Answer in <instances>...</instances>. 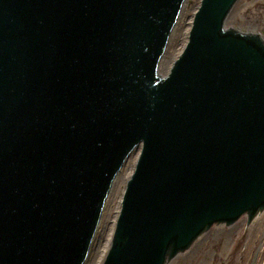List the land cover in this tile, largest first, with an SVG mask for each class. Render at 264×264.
Masks as SVG:
<instances>
[{"label":"water","instance_id":"obj_1","mask_svg":"<svg viewBox=\"0 0 264 264\" xmlns=\"http://www.w3.org/2000/svg\"><path fill=\"white\" fill-rule=\"evenodd\" d=\"M0 0V264H84L139 150L103 264H167L264 210V38L201 0Z\"/></svg>","mask_w":264,"mask_h":264},{"label":"rangeland","instance_id":"obj_2","mask_svg":"<svg viewBox=\"0 0 264 264\" xmlns=\"http://www.w3.org/2000/svg\"><path fill=\"white\" fill-rule=\"evenodd\" d=\"M201 0H185L179 19L159 64L165 76L185 46L191 22ZM227 30L258 33L264 38V0H237L226 21ZM137 156L126 162L114 181L100 224L84 264H103L110 241V229L118 215L121 198ZM114 230V227H113ZM112 235V234H111ZM167 264H264V210L252 222L247 216L232 225L217 224L202 233L185 252Z\"/></svg>","mask_w":264,"mask_h":264},{"label":"bare ground","instance_id":"obj_3","mask_svg":"<svg viewBox=\"0 0 264 264\" xmlns=\"http://www.w3.org/2000/svg\"><path fill=\"white\" fill-rule=\"evenodd\" d=\"M158 71H159V68H158ZM137 149L136 150H134V152L131 154V156L128 158V160H127V162L128 161H130L131 159L130 158H132V157H136L137 156ZM127 164V163H126ZM124 169V168H123ZM122 169V170H123ZM121 173V172H120ZM119 175V174H118ZM118 177V176H117ZM113 185H114V183H113ZM113 185H112V187H113ZM107 202V201H106ZM262 212V211H261ZM258 216V215H257ZM256 216V217H257ZM256 217H254V219H256ZM253 219V220H254ZM99 227V226H98ZM113 227H114V223L112 224V227H111V229H110V236H109V240L112 238V235L111 234H113Z\"/></svg>","mask_w":264,"mask_h":264}]
</instances>
